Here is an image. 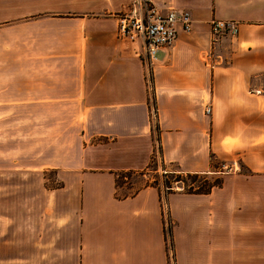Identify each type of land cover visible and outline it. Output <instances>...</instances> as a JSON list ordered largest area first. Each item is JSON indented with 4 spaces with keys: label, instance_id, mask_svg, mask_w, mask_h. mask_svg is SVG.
Masks as SVG:
<instances>
[{
    "label": "crops",
    "instance_id": "obj_1",
    "mask_svg": "<svg viewBox=\"0 0 264 264\" xmlns=\"http://www.w3.org/2000/svg\"><path fill=\"white\" fill-rule=\"evenodd\" d=\"M130 1L89 0V11L44 17L62 23L32 47L39 75L0 77V173L56 172L57 256L80 264H170L159 188L118 197V173L155 163L199 175L225 162L245 167L210 194L174 193L186 211L214 194L217 202L229 185L238 208L245 190L264 183V0H153L189 11L193 23L157 50L152 86L140 45L117 35L114 14ZM213 19L238 22V34L213 46Z\"/></svg>",
    "mask_w": 264,
    "mask_h": 264
},
{
    "label": "rangeland",
    "instance_id": "obj_2",
    "mask_svg": "<svg viewBox=\"0 0 264 264\" xmlns=\"http://www.w3.org/2000/svg\"><path fill=\"white\" fill-rule=\"evenodd\" d=\"M88 1L0 0V77L13 78L24 72L38 76L41 66L37 57H31L32 63L28 61L39 50L32 47L46 41L40 34L42 30L62 23L44 17L89 11ZM149 72L152 86V69ZM69 114H63L65 125H71ZM1 125L5 128L6 123ZM2 135L8 136L7 128ZM32 145L34 150L40 147L36 141ZM6 147L7 143L0 139V149ZM0 165L6 163L0 160ZM240 170L245 167L240 166ZM238 173L247 172L228 173L221 168L216 173L201 175L164 173L155 163L129 177L121 176L118 195L131 194L147 185L159 187L160 196H164L161 207L165 229L172 232L167 241L170 264H264V208H259L264 205V183L253 187L249 195L245 190L238 208L233 204L235 195L231 185L218 194L217 202L214 194L205 201L193 202L192 210L173 206L174 193L203 191L221 180L220 187L201 193L210 194L223 186L225 177ZM23 178L7 171L0 173V264L82 263V258L57 256L55 188L61 182L56 172ZM167 183L173 186L172 190H167Z\"/></svg>",
    "mask_w": 264,
    "mask_h": 264
},
{
    "label": "built area",
    "instance_id": "obj_3",
    "mask_svg": "<svg viewBox=\"0 0 264 264\" xmlns=\"http://www.w3.org/2000/svg\"><path fill=\"white\" fill-rule=\"evenodd\" d=\"M114 17L118 25V37L140 45L139 56L148 71L154 67V58L159 48L171 46L180 32L192 31L193 19L189 11L160 8L153 0H131L127 7L116 12ZM210 28L213 46L223 36H236L239 32V24L234 20L213 19ZM259 92L261 91H256ZM206 110L210 113L211 106H207ZM151 114L156 122V108L152 109ZM221 168H224V172H237L240 170V164L234 161L231 164H223Z\"/></svg>",
    "mask_w": 264,
    "mask_h": 264
},
{
    "label": "trees",
    "instance_id": "obj_4",
    "mask_svg": "<svg viewBox=\"0 0 264 264\" xmlns=\"http://www.w3.org/2000/svg\"><path fill=\"white\" fill-rule=\"evenodd\" d=\"M152 165H153V164H152ZM153 170H156V168H153ZM131 173H132V172H122V173H118V176H117V185L120 186V184H121V182H120V177H121V176H122L123 178H125V177H129V176L131 175ZM171 173H172V172H171ZM188 174H189V173H188ZM190 175H191V174H190ZM193 175H199V174H193ZM221 185H222V181L220 180V181L215 182V183H213L212 185H210L209 188L206 189V190H203V191H201V190H197V191H194V192H192V191H186V192H187V193H190V194L209 193L213 187H215V186H216V187H220ZM166 187H167V190H168V191L172 190V188H173V186L169 185L168 183L166 184ZM158 188H159V187H158ZM169 193H170V192H167V195H168ZM117 196H118V197H127L128 194L118 195V193H117ZM160 200H161V203H163V201H164V196H163V195L160 196ZM165 235H166V240L168 241V240H169V236L172 235L171 230H166V229H165Z\"/></svg>",
    "mask_w": 264,
    "mask_h": 264
}]
</instances>
